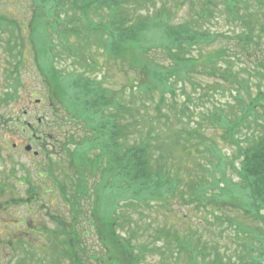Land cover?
Instances as JSON below:
<instances>
[{
    "label": "trees",
    "instance_id": "obj_1",
    "mask_svg": "<svg viewBox=\"0 0 264 264\" xmlns=\"http://www.w3.org/2000/svg\"><path fill=\"white\" fill-rule=\"evenodd\" d=\"M37 1L28 20L30 44L24 42V24L0 16V29L8 33L3 46L14 60V69L7 67L6 72L18 87L20 78L13 73L21 65L26 48L33 53V62L46 88L43 95L47 105L54 107L51 123L62 133L61 138L54 137L51 129L46 136L54 141V152L65 155L68 169L63 171L64 180H60L55 171L58 166L48 157L51 161L44 174L50 175L69 212L48 214L54 227L39 225L25 228L26 233L42 239L40 248L48 240L52 248L49 252L54 250L60 259L71 264H89L92 259L97 264H140L150 248L118 235L121 216L115 214V209L122 205L120 200L147 205L174 198L180 182L179 177L170 175L176 158L174 147L186 153L184 143L192 147L197 142L207 146L205 150L211 157L220 161L226 158L215 140L205 136L200 122L198 127L188 128L178 118L181 125L174 128L170 123L174 116L170 118L168 114L176 103V82H191L195 75L218 77L235 85L239 115L233 107L228 111L217 107L204 114L205 111L195 112L183 106L190 117L211 121L222 130V141L234 147L229 166L238 180L232 181L224 174L215 178L208 172L211 180L202 179L200 184V178L187 186L193 196L191 201L204 199V204L215 207L235 205L250 217L248 224L234 218L227 220L234 228V239H248L241 244L246 252L229 256L215 248L204 252L205 246L200 249L199 240L193 235L179 236L169 229L159 230L162 238L158 233L153 236L163 244L173 242L177 248L174 257L183 264H235V258L242 264H264V0H163L159 7L155 0H35L34 4ZM185 1H189L188 16L178 21L175 13ZM220 4L241 28L231 37L206 27ZM58 5L67 7L62 18ZM221 38H231L235 44L215 46ZM64 56L73 59L71 71L57 66ZM116 64L119 75L122 71L130 74L126 84L118 81L117 89L108 81L109 74L100 79L92 75L91 70L112 69ZM251 78L256 80L254 94ZM15 83L6 85L8 91L0 94V104L17 99ZM143 99L154 102L156 114L165 118L159 133H155L154 126L144 132L138 130V123L145 119L141 111L146 107ZM162 105L169 108L168 113H161ZM230 112L234 118H229ZM150 118L151 115L147 119ZM67 125L70 130L62 131ZM241 126H246L247 131L238 136ZM35 137L41 142L40 136ZM165 137L171 143L164 142ZM27 183L21 199H0V211L16 203L37 205L40 191ZM2 191L0 186V198ZM85 197L89 204L81 205ZM106 198L111 201L106 202ZM214 219L222 222L221 216ZM90 232L99 246L91 252L86 241ZM4 239L10 250L15 248L10 237ZM22 241H18V246L25 244Z\"/></svg>",
    "mask_w": 264,
    "mask_h": 264
},
{
    "label": "rangeland",
    "instance_id": "obj_2",
    "mask_svg": "<svg viewBox=\"0 0 264 264\" xmlns=\"http://www.w3.org/2000/svg\"><path fill=\"white\" fill-rule=\"evenodd\" d=\"M34 1L0 0V16L14 19L19 24H24V28H27L22 31L26 44H30L29 38H27L30 29L28 20H30L32 11L35 9L34 5H38V1L35 4ZM162 1L155 0L156 7H159ZM188 3L189 1H185L175 13L178 21L188 16ZM58 7V14L62 18L64 16L63 11H67V7L66 9H63L60 5ZM194 8L197 9L196 7ZM74 12L80 13L77 10ZM215 12V18L211 19L206 25L210 31L213 33L222 32L226 37H231L241 30L239 24L234 23L226 15L222 4L219 5V10ZM92 17L93 14L91 15ZM51 19L49 18V21ZM7 38V31L0 29V94L8 91L5 90L8 89L6 87L7 84L15 83L13 78H8L6 72L7 67L14 69V65L12 64L14 60L9 55V51L3 46ZM223 43L229 46L235 44L231 38H221L214 45L219 46ZM235 52L239 53V50L236 49ZM235 52H232V54ZM22 60L21 65L13 73V76L18 75L20 78L18 87H16L15 83L17 99L9 101L7 104H0V186L3 190L0 199L3 201L10 200L13 197L21 199L26 194L27 181L35 187L36 191L37 189L40 191V196L36 206L16 203L8 205V208L4 212L0 211V264H71L60 259L54 250L49 252L52 248L48 240H46L47 242L44 241V248H40L42 239L36 234L26 233L27 230H25V228H37L39 225L54 227V223L49 219L48 214L57 213L60 215L62 212L68 213L69 209L61 197L58 196L59 192L50 175L44 174V168H48L49 161H51L48 157H51L54 165L58 166L56 168L53 165L55 171L58 173L56 175L60 180H64L63 171H68L67 159H63L65 155L59 156L56 154L54 152L56 149L53 147L54 141L46 136L53 129L55 132L54 137H62V133L51 123L55 118L52 115L54 107L47 105L48 101L46 96L43 95L46 89L44 83H42L43 78L37 71L33 62V53L28 52V48H26V52H23ZM72 60V58L64 56L58 60L57 66L64 67L66 72L71 71L73 67ZM242 60L244 61V59ZM234 67L236 69L237 65ZM119 69V65L116 64L112 69L111 67H102V69L97 68L91 70V72L97 79L102 78L105 74H109L108 81L115 84V88L117 89L119 82H121L120 85L126 84L130 77L129 73L123 71L119 75ZM191 80L194 84L186 79L182 82H176L177 90L174 96L176 100L174 108L168 113L167 110L169 108L162 105L160 107L161 113L165 114L167 112L170 118L174 116L170 121L174 128L181 125L177 121L178 118H181L188 128L198 127V122H200L204 128L205 136H209L215 140L214 143L220 147L226 158L220 161L219 159L217 160V157H211L205 150L207 146L198 145L197 142H194V146L192 147L184 143L187 146L186 153L181 152L180 147H174L172 149L176 158L173 159V164L170 166V175L177 176L179 177L178 180H180L177 183L174 198L169 199L167 202L155 201L147 205L137 201H130L129 203L124 200L119 201L122 205L115 209V214L120 213L121 216L119 219L121 220L119 225L121 230L119 229L120 232L117 230L118 235L130 238L132 244H142V246L150 248L149 252L144 253L140 264H183L182 261L177 262L174 257L177 248L173 242L163 244V241L154 239L153 235L155 233L166 229L179 236L193 235L195 240H199L200 249L203 248L202 245L205 246L204 252H210L213 248L227 256L233 255L234 252L240 255L246 252L245 247L241 244L243 240L248 239H243L242 237L234 239V228L229 226L227 220L234 218V220L248 224L250 217L244 215L241 209L235 205L215 207L210 204H204V199L191 201L193 196L190 194V188L187 186L189 183L199 181L200 178V184L202 183V179L211 180L212 178H210L208 172L215 175V178H221L224 174L228 179H232V181L238 180L237 176L231 171V166H229L231 155L234 153V147L222 141V130L219 127L215 128L211 121H201L198 116L190 117L187 109L183 106V104L187 105L195 112L205 111L204 114H208L217 107H223L226 111L233 107L234 112L239 115L240 109L235 85L231 82L226 84L225 81H222L218 77L195 75ZM255 82L256 80L252 78L249 82L251 93L253 94L256 90L254 87ZM241 93L244 94L243 91ZM126 96H129L128 92H126ZM244 99H246L245 95ZM143 101H145L146 107L145 109L142 108L141 111L145 119L138 123V130L144 132L150 126H154L155 133H159L158 128L164 127L165 118L163 115L158 116L156 114L154 102L151 104L148 99H143ZM231 114V112L228 114L229 118H234V115ZM150 115L151 120L149 121L147 118ZM43 117L44 120L41 121ZM25 123H29L32 129H27ZM69 128V125L64 126L62 131H69ZM240 128L241 132L238 136L247 131L246 126H241ZM252 129L253 127L250 128V132ZM160 133L165 134L163 130ZM34 136H40L41 142ZM167 140L168 138L164 142ZM168 142L171 143V140H168ZM155 143L157 145L159 141ZM27 144L32 146L31 151L25 150L24 147ZM34 151H37L38 154L35 155ZM153 151L155 152V150ZM110 201V198H106V202ZM80 203L81 205L89 204L86 197ZM216 215L221 216V223L214 219ZM86 228H89V226H86ZM87 231H90V229ZM158 235L161 238L163 237L160 233ZM42 236L45 238V235ZM4 237H10L15 246L14 249L10 250L9 245H5ZM28 239L31 240L29 244L27 242ZM20 240H23L22 242L25 244L18 246V241ZM86 241L90 252L93 249L99 248L94 233L90 232ZM26 249L28 252H24ZM233 261L235 264H242L238 258H235ZM89 264L97 263L92 259L89 261Z\"/></svg>",
    "mask_w": 264,
    "mask_h": 264
},
{
    "label": "water",
    "instance_id": "obj_3",
    "mask_svg": "<svg viewBox=\"0 0 264 264\" xmlns=\"http://www.w3.org/2000/svg\"><path fill=\"white\" fill-rule=\"evenodd\" d=\"M31 149V145H27L26 147H25V150H27V151H29ZM36 153V152H35Z\"/></svg>",
    "mask_w": 264,
    "mask_h": 264
},
{
    "label": "flooded vegetation",
    "instance_id": "obj_4",
    "mask_svg": "<svg viewBox=\"0 0 264 264\" xmlns=\"http://www.w3.org/2000/svg\"><path fill=\"white\" fill-rule=\"evenodd\" d=\"M29 127V126H28Z\"/></svg>",
    "mask_w": 264,
    "mask_h": 264
}]
</instances>
